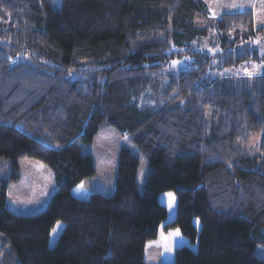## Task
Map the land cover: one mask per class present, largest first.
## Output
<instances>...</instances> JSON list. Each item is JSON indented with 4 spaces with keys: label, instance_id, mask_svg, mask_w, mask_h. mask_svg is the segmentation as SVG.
<instances>
[{
    "label": "trees",
    "instance_id": "trees-1",
    "mask_svg": "<svg viewBox=\"0 0 264 264\" xmlns=\"http://www.w3.org/2000/svg\"><path fill=\"white\" fill-rule=\"evenodd\" d=\"M252 2L0 0V264H145L161 229L179 233L163 264H264V72L220 73L264 63ZM104 122L146 157L141 188L125 147L111 194L84 185ZM20 158L53 175L37 213L7 206Z\"/></svg>",
    "mask_w": 264,
    "mask_h": 264
},
{
    "label": "rangeland",
    "instance_id": "rangeland-1",
    "mask_svg": "<svg viewBox=\"0 0 264 264\" xmlns=\"http://www.w3.org/2000/svg\"><path fill=\"white\" fill-rule=\"evenodd\" d=\"M208 9V15L214 17V8H237L245 9L244 0H205ZM55 9L61 6V0H50ZM256 0L251 3V9L254 10L255 21L262 27V35L256 39L264 42V7L259 10L255 9ZM256 10V11H255ZM188 62V59L175 60L165 67L166 72L178 71ZM264 72V63L243 64L239 68L224 69L220 73L235 75L238 77L252 78ZM257 137H253L249 143L250 147H256ZM125 147L133 154L139 157V167L137 170V181L139 188L142 187L146 174L148 163L146 157L139 152L133 145L127 135L119 133L112 125L104 122L98 132L95 134L93 142L90 144H81V150L84 153L91 154L95 173L84 180V185L101 192L111 194L114 187V179L117 170V156L120 148ZM21 177L15 183H12L7 190L6 202L9 209L19 214H33L44 209L51 196L55 192L53 175L51 169L35 159L20 158L18 159ZM5 175L4 160H0V176ZM63 223H55L49 236V245H53L61 230ZM176 231H159L158 236L146 248L145 264H163L165 261H171L176 248L174 235ZM1 244V242H0ZM256 254L264 260V247L257 245Z\"/></svg>",
    "mask_w": 264,
    "mask_h": 264
},
{
    "label": "snow or ice",
    "instance_id": "snow-or-ice-1",
    "mask_svg": "<svg viewBox=\"0 0 264 264\" xmlns=\"http://www.w3.org/2000/svg\"><path fill=\"white\" fill-rule=\"evenodd\" d=\"M179 233L177 232L176 235H178Z\"/></svg>",
    "mask_w": 264,
    "mask_h": 264
},
{
    "label": "crops",
    "instance_id": "crops-1",
    "mask_svg": "<svg viewBox=\"0 0 264 264\" xmlns=\"http://www.w3.org/2000/svg\"><path fill=\"white\" fill-rule=\"evenodd\" d=\"M166 262V261H165Z\"/></svg>",
    "mask_w": 264,
    "mask_h": 264
}]
</instances>
